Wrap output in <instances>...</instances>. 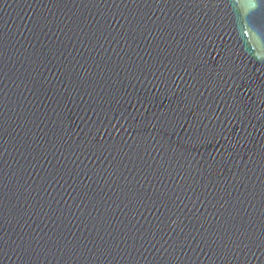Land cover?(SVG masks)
<instances>
[{
  "label": "water",
  "instance_id": "obj_1",
  "mask_svg": "<svg viewBox=\"0 0 264 264\" xmlns=\"http://www.w3.org/2000/svg\"><path fill=\"white\" fill-rule=\"evenodd\" d=\"M154 264H264V0H34Z\"/></svg>",
  "mask_w": 264,
  "mask_h": 264
}]
</instances>
